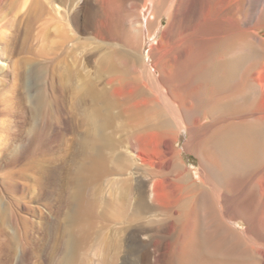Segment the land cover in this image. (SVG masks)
Returning <instances> with one entry per match:
<instances>
[{"label": "bare ground", "instance_id": "6f19581e", "mask_svg": "<svg viewBox=\"0 0 264 264\" xmlns=\"http://www.w3.org/2000/svg\"><path fill=\"white\" fill-rule=\"evenodd\" d=\"M65 1L0 0V19L6 9H12L6 30L0 24V52L25 49L22 24L29 36L41 19L55 20L54 32L62 38L61 45L56 40L58 44L49 58L51 103L38 87L33 105L37 116L43 114L49 119L50 106L60 113L61 95H71L67 129L80 134L75 153L78 170L69 178L74 190L69 194L64 218L68 227L62 226L57 236L58 242L62 235L65 238L64 263L74 264L78 250L84 246L81 221L91 214L94 205L88 197L89 189L114 171V162L121 167L123 159L130 158L121 152L115 154L126 140L132 155L141 161L136 167L144 166L140 152L145 144L151 146L155 160L150 161V174L161 177L151 184L150 200L143 195L136 206L138 213L147 209L166 217L139 224L150 236L144 244V264H264V0H251L249 7L244 5L248 1L236 4L233 0H226L224 7L213 5L217 0L144 1L141 21L138 19L144 35L150 30V19L158 14L155 5H168L171 21L163 37L140 56L134 46L135 17L132 31L122 28V37H118L123 44L127 42L129 49L113 46L115 35L111 29L98 30L105 41L102 48L110 47V51L100 57L96 75L86 77L82 86L85 90L78 92L74 80L82 77V71L73 72L68 64L66 73L58 71L69 52L64 51V43L70 35L60 23L64 16L60 17V3ZM95 2L85 13L86 28L93 27L99 17L106 21L111 17L112 0ZM182 2L188 11H181ZM151 7L155 11L149 13ZM186 15L193 23L185 25L188 31L178 35ZM42 33L37 34L42 37ZM34 71L42 80L46 74L44 62H39ZM51 126L47 122L36 137L35 147L42 149V155L49 153L42 134L48 133ZM183 130L189 135L184 150H192L199 158L196 179L177 160L175 142ZM118 132H125L121 141L115 138ZM130 159L136 164V159ZM47 162L34 159L42 174L49 170ZM168 184L180 189L162 202L158 186L166 188ZM122 208L117 205L116 210ZM164 242V254L152 259L147 247L152 245L158 252ZM107 254L111 255L110 251Z\"/></svg>", "mask_w": 264, "mask_h": 264}, {"label": "rangeland", "instance_id": "374dc122", "mask_svg": "<svg viewBox=\"0 0 264 264\" xmlns=\"http://www.w3.org/2000/svg\"><path fill=\"white\" fill-rule=\"evenodd\" d=\"M92 1L96 3L95 0H66L64 3H60V17L64 15V19L60 18V23H63L61 28L70 35V38H66L64 43V51H69L66 56L68 60L62 61L58 71L60 74L66 73L67 64L70 68L72 67L73 72L82 71V77H77L74 80L76 92L85 90L82 87L85 80L89 76L93 78L96 75V69L103 58L102 56L110 51V47L102 48L105 41L97 34L98 30L107 32L111 29L112 36L115 35L114 40L111 41L113 46L119 49L123 47V49H129L127 42L123 44L118 40V37H122V28L125 31H132L133 27L139 24L137 29L136 26L133 29V32L137 34L134 46H137L140 56H143L150 50V46L157 45V40L163 37V32L171 21L167 15L168 5H155V7L157 6L154 7L156 11L153 10L158 14L156 13L157 16L150 19V30L147 35H144L140 29L141 16L139 15L141 8L146 3L144 1L147 0H112L114 6H112V14H110L111 17H108V21L99 17L97 22L95 21L94 28H86L85 13L91 9ZM225 1L217 0L212 3L217 7H224ZM236 1L240 4L248 1L244 5L249 7L251 0H233L234 3L239 4ZM185 4L182 2L181 11H188L185 10ZM126 5L128 6L126 7ZM252 6L255 10L257 9L255 4ZM153 10L151 7L149 13ZM24 11L25 9L21 10L20 15ZM11 15L12 9H6L2 14L0 24L4 25L3 29L8 20L12 18ZM45 17L48 15L45 14ZM184 17L183 30L178 35L186 33L188 27L193 23L189 15ZM133 21L136 23H134L135 25ZM151 21L155 22L151 23ZM160 21L162 23L159 27ZM54 22L55 20L47 22V20L41 19L36 22L34 30L30 31L29 36L25 35V25L22 24L21 42L26 40L27 47L19 48L13 53H3V50H1L2 54L0 52V264H65V248L63 246L65 238L62 235L58 242L57 236L62 226L68 227L64 218L68 212L69 194L74 190V185L69 178L73 177L78 170L75 155L78 150L76 143L80 134L77 135L79 132H70L67 129L70 124V122L68 123V112L72 101L71 95H61L62 111L60 113H57L52 105L50 106L49 119L43 114L37 116L33 105V99L39 90L38 87L45 93L46 101L51 103L52 66H50L49 58L54 45L62 44V42L60 43L62 38L59 39V36L55 34L56 22ZM33 32L34 34L31 35ZM38 32L41 34L44 32L45 35L41 37L37 34ZM156 33V39L153 40ZM145 36L147 37L144 41ZM56 40H59L58 43ZM61 49L59 52L63 53ZM92 53H95L96 56L93 57ZM39 62H44L46 66V74L42 80L36 78L34 71ZM140 67L141 65L138 69ZM101 86L99 85V87ZM88 105H86L87 108H89ZM47 122H50L52 126L49 132L42 136L46 137L43 139L49 146V153L42 155V149L36 148L35 142L39 129L44 128ZM178 136V140L175 142V148L178 151L177 160L179 159L178 162L188 171L191 178L196 179L194 173L199 168V158L192 150H184L189 135L183 130ZM125 137V132H118L115 135L118 141ZM142 142L145 143L146 140L143 139ZM151 151V146L148 143L145 144L143 151L140 152L143 159L145 158L144 166L136 167L137 162L141 161L132 155L130 145L125 140L115 154L124 153L130 158L136 159L134 160L136 164H133L130 158V160L124 158L121 167H117L114 162L112 164L114 171L97 181L89 189L88 197L94 207L92 206L91 214L82 218L85 237L82 245L84 246L78 250L74 264L145 263L144 244L150 236L149 233L141 230L139 224L166 218L165 214L159 211L145 209L142 212H136L140 198L146 195L149 201L152 182L161 178L150 174L152 170L149 165L150 161L155 160V155ZM37 158L39 161L49 160L47 162L49 170L46 174H42L36 168L34 159ZM173 177H170L171 181L172 179L174 181ZM39 184L42 185V188ZM179 189L174 185L169 186L168 184L166 188L159 185L157 194L160 201L167 202L172 191L179 192ZM117 205H121L123 208L118 211L116 210ZM138 214L142 218H139ZM147 248L152 253L151 258L154 259L155 256L164 254L166 244L164 242L158 252L152 245ZM107 251H110L111 255L107 254Z\"/></svg>", "mask_w": 264, "mask_h": 264}]
</instances>
